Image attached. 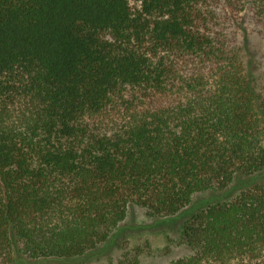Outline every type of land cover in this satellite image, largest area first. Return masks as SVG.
<instances>
[{"label":"trees","instance_id":"trees-1","mask_svg":"<svg viewBox=\"0 0 264 264\" xmlns=\"http://www.w3.org/2000/svg\"><path fill=\"white\" fill-rule=\"evenodd\" d=\"M241 12L264 35V0H0V264L82 259L131 204L167 218L202 195L192 252L167 264H264V86Z\"/></svg>","mask_w":264,"mask_h":264},{"label":"rangeland","instance_id":"rangeland-1","mask_svg":"<svg viewBox=\"0 0 264 264\" xmlns=\"http://www.w3.org/2000/svg\"><path fill=\"white\" fill-rule=\"evenodd\" d=\"M237 30L239 59L250 76L257 92L264 86V35L248 12L233 15ZM207 195L197 197V201L178 215L167 218H149L146 209L135 204L129 206L128 215L119 224L109 240L91 251L85 257L56 259L53 264H99L116 262L125 251L144 247L140 254L141 264H167L173 259L188 255L191 248L181 239V226L184 220L209 201Z\"/></svg>","mask_w":264,"mask_h":264}]
</instances>
